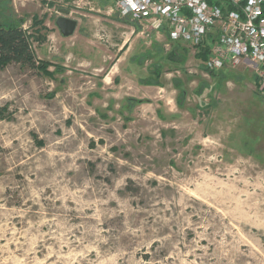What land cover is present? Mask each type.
Returning a JSON list of instances; mask_svg holds the SVG:
<instances>
[{"label":"rangeland","instance_id":"rangeland-1","mask_svg":"<svg viewBox=\"0 0 264 264\" xmlns=\"http://www.w3.org/2000/svg\"><path fill=\"white\" fill-rule=\"evenodd\" d=\"M114 2L0 0L60 68L0 69V264H264L252 69L207 72Z\"/></svg>","mask_w":264,"mask_h":264},{"label":"built area","instance_id":"built-area-1","mask_svg":"<svg viewBox=\"0 0 264 264\" xmlns=\"http://www.w3.org/2000/svg\"><path fill=\"white\" fill-rule=\"evenodd\" d=\"M108 12L139 24L142 35L207 47L210 71L248 65L264 94V0H115Z\"/></svg>","mask_w":264,"mask_h":264},{"label":"trees","instance_id":"trees-1","mask_svg":"<svg viewBox=\"0 0 264 264\" xmlns=\"http://www.w3.org/2000/svg\"><path fill=\"white\" fill-rule=\"evenodd\" d=\"M22 23V21H15L11 18L0 20V69H4L9 64H20L21 66L36 70L44 76H53V73H57L60 68L54 66V69L50 70L51 66H53L50 62L36 58L30 42L31 36L22 29ZM175 45L182 46L180 43H176ZM175 49H172L169 54L173 58L177 56V52L174 51ZM208 52L207 47L200 46L196 53V58L201 61L205 71L215 72L208 70L205 66Z\"/></svg>","mask_w":264,"mask_h":264},{"label":"water","instance_id":"water-1","mask_svg":"<svg viewBox=\"0 0 264 264\" xmlns=\"http://www.w3.org/2000/svg\"><path fill=\"white\" fill-rule=\"evenodd\" d=\"M55 25L63 37L72 36L77 28L76 20L66 17H57Z\"/></svg>","mask_w":264,"mask_h":264},{"label":"crops","instance_id":"crops-1","mask_svg":"<svg viewBox=\"0 0 264 264\" xmlns=\"http://www.w3.org/2000/svg\"><path fill=\"white\" fill-rule=\"evenodd\" d=\"M135 23V22H134ZM137 24V23H136ZM138 29H137V35H142L141 34V30L142 29H139V27H137ZM132 33V32H131ZM155 35L157 36V37H161L162 39H168L167 38V35L165 34V33H163V32H161V33H158V34H156L155 33ZM125 45V44H124Z\"/></svg>","mask_w":264,"mask_h":264}]
</instances>
